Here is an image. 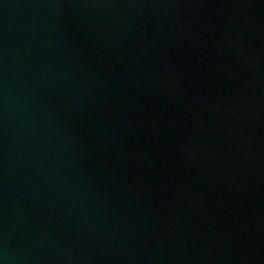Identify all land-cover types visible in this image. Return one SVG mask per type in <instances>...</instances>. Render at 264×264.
<instances>
[{
  "label": "water",
  "instance_id": "obj_1",
  "mask_svg": "<svg viewBox=\"0 0 264 264\" xmlns=\"http://www.w3.org/2000/svg\"><path fill=\"white\" fill-rule=\"evenodd\" d=\"M0 264H264V0H0Z\"/></svg>",
  "mask_w": 264,
  "mask_h": 264
}]
</instances>
